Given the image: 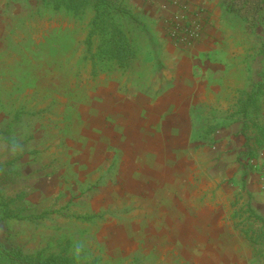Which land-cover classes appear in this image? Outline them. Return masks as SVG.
Here are the masks:
<instances>
[{"label": "rangeland", "instance_id": "1", "mask_svg": "<svg viewBox=\"0 0 264 264\" xmlns=\"http://www.w3.org/2000/svg\"><path fill=\"white\" fill-rule=\"evenodd\" d=\"M39 1L0 0V216L3 208L36 216L1 219L2 247L34 253L69 246L70 253L78 252L92 264H205L188 253L194 240L178 232L155 235L151 224L139 222L134 206L106 198L101 187L115 184L117 149L107 148L110 158L93 171L86 165L93 100L107 95L150 103L174 98L168 92L177 69L156 54L172 58L169 43H198L205 35L210 42L215 39L213 55L231 62L226 77L238 85L234 136L241 178L230 182L236 191L223 187L216 193L222 207L214 210L220 216L216 211L208 219L206 237L199 241L207 250H232L234 263L264 264V29L254 34L236 16L223 21L221 31L202 36L209 16L201 7L195 10L179 0H107L132 14L119 21L138 41L140 54L126 73L92 77L90 63L80 60L89 14L77 19L61 11L45 13ZM166 4L179 7L180 13H164ZM176 28L196 34L180 42L182 31L175 33ZM255 90L241 116L244 91ZM213 115L205 119L207 134L215 131ZM204 143L211 146L213 140ZM222 257L225 261L227 256Z\"/></svg>", "mask_w": 264, "mask_h": 264}, {"label": "crops", "instance_id": "2", "mask_svg": "<svg viewBox=\"0 0 264 264\" xmlns=\"http://www.w3.org/2000/svg\"><path fill=\"white\" fill-rule=\"evenodd\" d=\"M180 1L208 12L209 23L203 27L202 36L224 28L219 0ZM165 7L163 12L171 16L181 11L174 5ZM208 38L204 35L200 42L187 45L169 43L168 51L174 48L173 59L156 54L160 61L167 60L177 69L172 75L174 87L168 92L174 98L150 103L149 99L107 95L93 100L86 165L93 171L110 158L107 148L117 149L120 162L115 184L108 182L101 187L107 192L106 198L134 206L139 222L151 224L155 235L162 231L174 237L178 232L179 237L194 240L188 253L198 255L205 264H237L232 250L220 246L207 250L199 241L206 237V223L216 211L220 216L219 209L214 208H221L222 203L214 196L223 187L229 192L237 189L230 182L241 178L234 136L239 117L235 105L238 85L227 80L231 62L213 55L210 47H216L215 39L210 42ZM211 114L216 116L212 122L215 131L207 134L205 119ZM209 137L213 143L206 146L204 141ZM223 182L228 185L222 186ZM100 197L104 204L106 198ZM210 230L216 236V231ZM222 254L227 256L225 261Z\"/></svg>", "mask_w": 264, "mask_h": 264}, {"label": "trees", "instance_id": "3", "mask_svg": "<svg viewBox=\"0 0 264 264\" xmlns=\"http://www.w3.org/2000/svg\"><path fill=\"white\" fill-rule=\"evenodd\" d=\"M39 2L41 10L45 13L61 11L77 19H84L89 14L83 40L84 50L80 60L90 63L92 77L113 71L126 73L134 68L135 62L139 59L140 45L119 21L121 17H133L128 10L107 0H40ZM220 8V16L225 23L233 17L240 16L249 31L254 34H257L259 29H264V0H221ZM261 51L264 52V47ZM257 90L244 91L246 97L240 109L241 114L246 113L248 103ZM3 203L0 198V205ZM1 214L0 220L36 217L31 214L25 216L9 212L5 208L1 210ZM0 264L92 263L84 261L78 252L70 253L69 246L61 250L45 247L34 253H25L19 249L6 250L0 244Z\"/></svg>", "mask_w": 264, "mask_h": 264}, {"label": "built area", "instance_id": "4", "mask_svg": "<svg viewBox=\"0 0 264 264\" xmlns=\"http://www.w3.org/2000/svg\"><path fill=\"white\" fill-rule=\"evenodd\" d=\"M178 30H181V31H182L181 34L183 35V39H182V38L179 39L180 42H184V41H183L184 39H186V38H188V39H189V38H192V37L196 34V32H194V31L188 33L186 30L184 31L183 28H182V29H180V28H176V29H174L173 31H174L175 33H177Z\"/></svg>", "mask_w": 264, "mask_h": 264}]
</instances>
